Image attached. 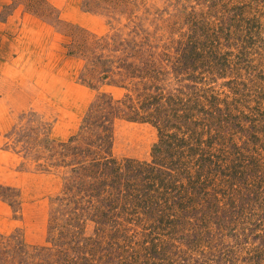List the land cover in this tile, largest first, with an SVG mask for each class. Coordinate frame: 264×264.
I'll use <instances>...</instances> for the list:
<instances>
[{
	"label": "rangeland",
	"instance_id": "obj_1",
	"mask_svg": "<svg viewBox=\"0 0 264 264\" xmlns=\"http://www.w3.org/2000/svg\"><path fill=\"white\" fill-rule=\"evenodd\" d=\"M144 36L161 58L155 84L198 102L176 131L185 141L155 154L158 126L110 115L109 158L160 169L120 178L103 215L55 211L77 179L65 144L93 158L106 131L82 127L90 104L101 120L105 100L129 92L99 79L93 57ZM189 46L175 76L170 57ZM11 235L21 248L0 264L47 252L50 264H264V0H0V248Z\"/></svg>",
	"mask_w": 264,
	"mask_h": 264
},
{
	"label": "trees",
	"instance_id": "obj_2",
	"mask_svg": "<svg viewBox=\"0 0 264 264\" xmlns=\"http://www.w3.org/2000/svg\"><path fill=\"white\" fill-rule=\"evenodd\" d=\"M130 32L140 34L141 32L144 33L145 30L141 27L140 23H138L135 24ZM146 38L147 37L144 36L141 40L131 38L129 40L120 41L111 49L115 51L122 47L120 48L122 54L115 59L107 56L103 58V54L93 57L91 61L93 68L99 67L98 70L102 73L99 79L104 80L105 77L110 76L112 78L109 79L107 83L122 86L128 89L129 92L125 93L121 99H116L112 105L111 103L113 101L110 100L111 97H108V99L105 100L108 105L105 106V111L101 114V120H96V118L90 116L93 107L96 109L98 108V105L94 102L90 104L89 113L85 116L82 127L85 125L90 127L91 124H95L96 127H101L102 131H106L103 134L97 132L96 139L90 141L91 145H95L93 152H90L93 153V158H88L89 148L82 147L78 144L70 146L69 143H64L65 149H62V154L72 156L68 164H75L73 169L71 168L70 170L75 173L77 179L71 180V183H66L63 190L64 196L56 198L59 202V206L55 208V211H62V209H60V205L62 204L69 205L72 203L73 207L70 211L77 213V208H79L83 212L82 214L80 212L79 215H84V217H82L84 220L87 219L88 214L90 217H93L94 214L103 215L97 213V211L101 207H104L103 205L108 206L106 202L111 203L110 199L115 197L111 193L119 186L120 178L125 179L128 185L131 175L134 174V177L138 179V176H142L141 173L143 169H146L147 172H150V170L147 169H155V171L160 169L154 166L143 168L141 164L133 163L130 159H125L122 166H117L115 159L109 158L108 146L111 138L110 115L123 112V115H119L124 116L128 120L150 121L158 126L160 140L153 147L155 154L162 148L168 151L169 143L166 142L168 139L173 138L176 141L178 138L180 141L177 143L180 145L185 141L183 137H177L178 133H176V131L181 129L182 124L187 125V123H192V115H196L195 112L192 113V110L196 109L195 106L198 105V102L191 97L189 92H185L184 97H180L179 94L182 93L181 88H176V90L171 88L168 90L166 84H155V79L158 77V74L161 73L157 67L161 58L158 56L157 59V56L153 54L151 46H148ZM191 53L192 50L189 46L180 57H170V59L175 57L173 62L169 63L173 68L176 66L173 72L175 76H179L180 71H182L180 66L187 67L189 56H192ZM178 65L179 68H177ZM115 68L116 70H114ZM117 75L119 77L118 79L113 78ZM135 78H137V80L133 81ZM126 80L128 81L125 83ZM132 91H136L137 93L133 95V93H130ZM101 96L107 97L106 94H102ZM91 119H93V121ZM170 127L175 128V130L169 132L168 129ZM75 139L76 136H72L69 140L71 142ZM189 148L191 149L192 146H189ZM201 155L203 156V154ZM202 156L199 158H202ZM153 161L157 164L160 163L157 158ZM95 167L96 170H94ZM100 176H102V178L98 179ZM81 192L82 195H79ZM78 195L79 197L77 198ZM80 203L84 205L80 206ZM52 228L54 227L49 226V230H52ZM14 237H12V235L7 237L3 247L0 248V255H10L9 260L6 256H1L0 260L3 262H13V257L21 248L22 242L17 240L16 237V241H14ZM55 239L56 238L53 236L48 237V240L51 241ZM83 239L85 240L88 238ZM58 243L61 244V242ZM6 246L11 247L7 248ZM49 255L50 254L47 252V255L39 256L41 261L37 264H50L52 262L50 259L52 258L49 257ZM35 256L36 255L33 254V257ZM65 257L66 255H57V264H61V260H64ZM18 258H20L18 260L20 264H27L25 257L21 258V256H19ZM76 260L77 259H73L66 264H73Z\"/></svg>",
	"mask_w": 264,
	"mask_h": 264
}]
</instances>
